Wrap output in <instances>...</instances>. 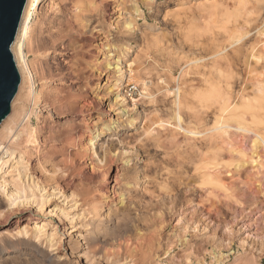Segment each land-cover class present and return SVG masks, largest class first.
<instances>
[{"label": "rangeland", "instance_id": "1", "mask_svg": "<svg viewBox=\"0 0 264 264\" xmlns=\"http://www.w3.org/2000/svg\"><path fill=\"white\" fill-rule=\"evenodd\" d=\"M102 1L49 0L39 7V19L35 10L30 12L28 22L36 20L35 32L33 46L25 53L37 71L34 87L41 101L29 102L31 109L22 114L14 142L24 146V128L37 132L38 152L32 146L23 150L28 168L19 180L42 187L34 194L36 202L17 208L0 191V240L23 244L25 236L18 231L28 223V240L43 255L52 254L56 264H264V0H158L153 9L139 0L138 11L133 0H120L127 11L124 20H113L111 25L101 12L97 19L98 26L112 34L110 39L117 38L115 55L124 56L127 82L120 88L115 77L108 83L103 77L98 85L106 70L101 52L105 41L97 40L87 50L83 65V77L94 76L91 95L77 100L78 114H61L64 96L78 89L77 74L68 76L75 70L72 47L67 52L64 47L56 53L49 50L50 35L76 10L74 5L99 6ZM125 21L132 22L138 36L145 39H132L127 29L116 26ZM40 45L44 47L37 51ZM127 47L131 49L128 54ZM254 47L258 59L250 63L257 72L249 75L244 60ZM229 63L233 67L228 71ZM204 78L211 79L217 92L213 97L219 101L204 95H200L204 100L196 98L211 87ZM94 102H99V108ZM232 103L239 104L238 113L244 114L243 125L250 133L224 128L229 123L227 115L217 110ZM120 107L125 114L116 118ZM103 109L112 116L102 115ZM111 117L112 130H105L96 140V146L103 145L100 152L92 148L99 155L95 156L89 139ZM77 126L79 131L73 134ZM184 129L201 132L190 135ZM257 135L263 143L259 139L255 143ZM210 145L225 154L230 164L224 161L216 166L217 161L208 165L209 171L196 170L201 166L199 151ZM0 158L8 160L3 152ZM73 162L71 172L66 165L73 166ZM86 170L97 177L84 180ZM208 172L213 178L203 179ZM14 174L9 173L11 179L17 178ZM105 175L109 195L102 190ZM53 190L58 194L51 195ZM41 195L49 197V206L43 204ZM76 201L89 204L83 215L81 208L74 209ZM54 207L64 208L67 215L53 214ZM109 207L120 210L119 214L109 213ZM5 214L14 223L20 221V228L1 223ZM35 219L42 222L45 231L41 234L33 232ZM51 236L54 249L48 243ZM26 248L39 253L33 246Z\"/></svg>", "mask_w": 264, "mask_h": 264}, {"label": "bare ground", "instance_id": "2", "mask_svg": "<svg viewBox=\"0 0 264 264\" xmlns=\"http://www.w3.org/2000/svg\"><path fill=\"white\" fill-rule=\"evenodd\" d=\"M77 1H79V0H77ZM122 2L120 3V0H108V1L107 0H103L99 6H93V5L91 6V4H90V5L85 6V7H78L79 4H76V5H74V9H76V10L73 11V12H71L70 16L64 22H62V24H60L59 30L56 32V34L50 35V40H51L52 45L50 46L49 50L52 49L56 53V52H58L57 50H59V48H63L64 47V50L63 51H66L67 49H69V47H72V51L71 52L74 53V55L72 54L74 56L73 57L74 58V62H73V65H72L74 68L73 67L72 68H73V70L74 69L75 70L72 71V73L69 74L68 76L71 77V76H74L75 74H77V77H76L77 80L76 79H74V80H76V82H77L76 85H78V89L75 90V91L74 90L71 91L66 97L64 96V104L60 107L62 109L61 114H64V113H71V115L72 114L73 115L78 114V110H80V109H78L79 106L77 107V103H76L77 100H79L80 98L88 99L89 98V95H91V85H92V81H94L93 80L94 76L93 77H87V78H86V76L83 77V75H84L83 65H84V60L87 58V56H89L88 55L89 53L87 52V50H89V48L92 47L93 43H95L97 40H100L101 39V40H104L105 41V43H103L101 45V52H102V55L104 56V60H105V63L103 65V68L106 70V73L104 75H101V77L98 79V85H100V83L103 81V77H106L107 83L113 77H115L116 78V82H117V87H120V88L123 87V84L125 82H127V80H128V71L124 70V67L126 66L124 64L125 62L123 61V57L124 56L117 55V54L115 55L116 50H118V47L116 46V40H117V38H111L110 39V37L112 36V34L110 35V33L107 32V31H105L104 29H102L101 26H98V23L99 22H98V19H97L98 16H99V13L101 12V15L103 17L109 18V21L108 22L111 25H114L115 24V21H117V20L118 21H121L122 19L124 20L125 19L124 18V15L127 14V11H125V7H123ZM142 2H143V4H146V6H149L150 9H153L154 6L156 5V3L158 2V0H142ZM47 3H49V0H27L26 7H25V10H24V13H23V16H22V21L20 23V27H19V30H18V33H17V36H16V40H15L13 46H12V53L14 55V58H15V61H16V65L18 67V70H19V73H20V76H21V83H20L21 87L19 86L18 93H17L16 97L14 98V100L12 102V105H13L12 106L13 107V115L12 116L9 115L8 118L3 122L2 126H1L3 132H2V135L0 137V146L2 144H5L6 143V147H4V146L3 147H0V153L1 152L5 153L7 155L8 160L4 161V160H2L0 158L1 159V162H0V191L3 194H5V196L8 199H10V200L12 199V203H13V205H15L16 208H17V205H19V206L20 205H23V206L25 205L26 206L28 204L30 205L31 203L36 202L37 198L35 197L34 194H35L36 190H38V189L40 190L41 187H42V185L40 187L39 183H37V184H33V183L32 184H27V183H24V181L21 182V180H19V178L22 179V177H23V174H24V171L23 170H26L28 168L27 163H26V159L24 158L25 157L24 155L26 154V152L24 153L23 150L24 149L25 150H29V148L32 146V147H35V151H36L37 148L40 145L37 132L34 129L30 128V127H27V128H24V129L22 128L23 131L26 134L25 135L26 138H25V142H24L25 144H24V146H21V144H19V143H15L14 141H15L16 138H14V137H15V134H16V131H17L16 129H18V127L20 126V123H21L20 118H21L22 114L24 112H27V110L30 108L29 102L32 101V102L39 103L41 101V94L39 92H36V89L34 87L35 86L34 76L37 74V71L35 70L34 66H32V63L28 59V52H29L28 50L30 49V45H32V42H33V39H34L33 34L35 32V22H36V20H35L34 24H31V21L28 22V20H29L28 18L30 16L31 10H33V11L35 10L36 19H39L40 16H41V14L38 12L39 7L42 4H43L42 7H45ZM133 3L135 4V8H134V9H136L135 11H138V7H139V4H141V2L139 0H133ZM113 20H115L114 23H113ZM116 26H118L119 28H122V29H124V28L127 29L129 31V34H130V36H131L132 39H135V40L140 39V36L141 35L138 36V34L136 32V31H138V29L136 30L135 25L132 22H130V23L128 22L127 23L125 21L124 23H121V24H119V22H118V23H116ZM119 37H121V36H119ZM141 37H142V39H145V36L144 35L141 36ZM245 38L246 37H243L239 41H244ZM122 39H119V40L122 41ZM128 45H129V43H128ZM119 46H120V44H119ZM43 47L44 46H42V45L38 46L37 51H40L41 49H43ZM45 49H46V47H45ZM129 49L130 48L127 47V49L125 50L126 54H128V52L131 51V49L130 50ZM26 51H28V52L25 53ZM126 54H124V55H126ZM241 59H243V58H241ZM254 59H258L255 56V47L252 48L249 53H247L246 58L244 60L245 69L247 70V72L249 73V75L250 74H256V72H257V69L252 66V63H250V61L251 60H254ZM232 67H233V65L231 63H229L226 68L229 71L230 69H232ZM213 70H215L216 72L222 71L221 69L216 68V67H214ZM262 71H264L263 68H262ZM205 72H207V71L205 70ZM129 73H131V72H129ZM262 74H264V72ZM92 75H94V74H92ZM217 77H218V75H217ZM217 77H216V79H217ZM64 78H66V76ZM71 78L68 79V80L69 81L71 80V82H73V80ZM237 78L239 79V81L241 80L239 77H237ZM83 81H86V83H83ZM202 81L206 85H209L211 87L207 90L206 95L205 94H196V98L198 96H200V95L201 96L204 95L205 98H211V97H213V94L214 93H215L214 96H217V92L213 89V83L211 82V79L210 78H204V80H202ZM240 83H242V82H240ZM251 83H252V80H251ZM256 84L258 85V80L255 83V85ZM229 87H230V85H229ZM242 87H244V86H242ZM257 89L258 88H256V91H257ZM118 98H119V96H117L116 101H118ZM201 98H203V97H201ZM213 98L216 99V101L218 100V97L217 98L216 97H213ZM203 100H204V98H203ZM223 102H225V100ZM120 103L121 102H118V105ZM217 103H220L221 104V102H217ZM254 103H256V100H255ZM232 104H228V105H225L224 104L222 106H220L218 104L216 106V108H218V106H220L219 110H217L219 112H217V113H219L220 115L221 114L222 115L223 114H226L227 115V118H228L229 123L228 122L225 123L226 125L224 126V128L227 129V130L228 129H233V130L235 129L236 131H241V132H243L245 134L246 133H250V130H248L243 125L244 122H245V120H244V114L243 113H238L240 111V108L238 107L239 104H236V105L233 104L234 106H232ZM94 105L98 107L99 106V102L98 103L97 102H94ZM122 105H124V103ZM188 106L186 104L184 105V107H188ZM118 109L121 110L122 108L120 107ZM52 110H54V108L49 110V114L52 112ZM116 111H118V110H116ZM124 111L125 110H121L117 114H114V116L116 118H119V116H122V115L125 114ZM31 112L32 111H30V113ZM87 113H88V110H87ZM101 113H102V115H105L106 114L108 116H112V114H113L112 112L110 113V111H108L106 109H103ZM193 113H195V111ZM180 114L178 115L177 118H179V120L181 121V115ZM89 116L90 115L88 114V117ZM256 117H258V116H256ZM111 122H113L112 121V117L110 119V123ZM234 122L236 124L235 126L232 124ZM110 123L107 124L104 129L102 128V130L100 132H98L93 138L89 139V142H88L89 143L88 146L90 145L89 146L90 147L89 150L95 156H99V155H98V153H96L95 151H93L92 148L97 147V149L99 150L98 152H100V150L102 149L103 143H100L99 142V143H97V146H96V140L101 137V135L104 133L105 130H107L109 132L112 130V126L114 125V122H113V124H110ZM116 123H117V120H116ZM179 126H181V125H179ZM78 128H79L78 126L72 128V131L74 132L73 134H75L76 131H79ZM215 128L218 129L219 127L218 128L215 127ZM215 128H213V130ZM216 129H215V131H216ZM222 129H223V126L221 128V132L223 131ZM184 131L187 134H190V135H200L199 133L201 132L200 131L199 133H196V132H194L192 130H188V129L187 130L184 129ZM204 133H207V132H204ZM224 135H225V133H224ZM204 136H206V135H204ZM207 137H208V135H207ZM219 138H221V137H219ZM219 138L217 139V141L218 140L220 141ZM258 139L261 140V138L257 135V139L255 140V143L256 144H258ZM263 141H262V143H263ZM224 145H227V144H224ZM236 147H238V146H236ZM205 148H206V150H205ZM205 148H204V150H200L199 151V154L197 153L199 155V157H200L198 159V163H200L201 166H199V167L197 166L196 167V170H208L209 171L208 165H210V164H212L214 162H217V161H218V164L216 166H220V165L222 166V163L224 161H226V160H224L225 154L222 155L220 153V151H215L214 149H216V148H213L212 145H210L209 147L206 146ZM239 150H240V148H239ZM37 152H38V150H37ZM255 154H256V157L259 156V154L258 155H257V153H255ZM227 156H229V155H226V157ZM231 156L233 157V155H231ZM207 161H210V162L207 163ZM74 162H73V166L66 165L67 169L71 170V172L74 171ZM226 164L228 166L230 163L228 164L227 161H226ZM12 172H15V174H14L15 176L14 177H17L16 179L15 178H13V179L10 178L9 173H12ZM216 173H214V174H216ZM81 175H82V173H81ZM82 176H83L84 180H85V178L86 179H93V178L97 177L93 173L88 174V170H86L83 173ZM212 176L213 175L210 174V172H208L207 174H204L203 179H207V178L211 179V178H213ZM107 177L108 176H106L105 185H103L102 190H105L106 191V195H109L110 194V189L108 187ZM27 178H29V177H27ZM217 178H218V175H217ZM7 179H9V180H7ZM213 182H215V181H213ZM7 187L8 188H11L12 190L11 191H7L5 189ZM56 191L52 192L51 195H57L58 193H56ZM28 193L30 195H28ZM21 196H24V198H23L24 200L23 201H18V200H20V197ZM123 196L124 195L122 193V194L119 195V198H122ZM42 198H43V200H42L43 201V204H45V206H46V204L49 206V204H48L50 202V200H48L49 197H47L45 199V197L42 196ZM128 201H131V200L128 199ZM64 205H66V203ZM88 206H89V204H85V201H84V203H80V202L76 201L75 202V205H74V207H75L74 209L76 210V209H80L81 208V214L83 215V213H86L87 212L86 209H87ZM111 208L112 207H109V213H112L113 212L115 214H119L118 212L120 210L119 211L118 210L117 211L116 210L113 211ZM65 209H66V207H65ZM9 210H10V208H9ZM10 211H9L10 214L7 211L8 215H11V213H13V211H11V212ZM15 212H16V210H15ZM52 212H54L53 214H55V215L56 214L57 215L58 214H62L63 216L67 215L64 212V208L62 210V209H60V208L57 207L54 210H52ZM53 214H51V215H53ZM5 216L6 217L5 218L3 217V220L1 221V223L4 222L5 225H7L8 228H12L14 226H16L17 229L20 228V227L18 228V224H19L20 221L19 222L17 221L16 223H14L13 217L7 216V214H5ZM81 217H83V216H81ZM19 218H21V217H19ZM77 218H78V216H77ZM28 219H29V221H31L32 218L30 217ZM15 220H16V218H15ZM41 220H43V219H41ZM35 222H37L36 223L37 225H35V227L33 228V230H34L33 232H37V233L41 234L40 231L44 230V227L41 225L42 222H38L37 219H35ZM27 225H28V223H27ZM27 225L25 226L24 230L18 231V235H20V234L23 235L24 234V236H25V239L22 240L23 244H20V243H8V242H6V241H4L2 239L0 240V264H56V261L53 260V255L52 254L43 255L44 252L37 245H34L31 241L28 240V235H29V233L31 231L29 230V226H27ZM2 229H3V227H2ZM33 232H32V234H33ZM54 242H55L54 241V238L51 236L50 237V241L48 243L51 245V247L53 249H54V247L56 245V244H54ZM58 245H59V243H58ZM29 246H33V247L37 248L38 251H39L38 254H41V258H39V256H37L38 254H36V255L33 254L32 250H29L27 248L26 249H23V248L29 247ZM57 247H59V246H57ZM52 248H50V249H52ZM58 260H59V262L63 261V259L62 260L58 259Z\"/></svg>", "mask_w": 264, "mask_h": 264}, {"label": "water", "instance_id": "3", "mask_svg": "<svg viewBox=\"0 0 264 264\" xmlns=\"http://www.w3.org/2000/svg\"><path fill=\"white\" fill-rule=\"evenodd\" d=\"M27 0H0V126L11 114L12 102L21 83L12 46Z\"/></svg>", "mask_w": 264, "mask_h": 264}, {"label": "built area", "instance_id": "4", "mask_svg": "<svg viewBox=\"0 0 264 264\" xmlns=\"http://www.w3.org/2000/svg\"><path fill=\"white\" fill-rule=\"evenodd\" d=\"M1 162V161H0Z\"/></svg>", "mask_w": 264, "mask_h": 264}]
</instances>
